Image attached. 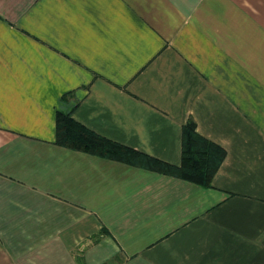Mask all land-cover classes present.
Wrapping results in <instances>:
<instances>
[{
  "label": "crops",
  "instance_id": "1",
  "mask_svg": "<svg viewBox=\"0 0 264 264\" xmlns=\"http://www.w3.org/2000/svg\"><path fill=\"white\" fill-rule=\"evenodd\" d=\"M209 186L56 143V116ZM0 264H264V0H0Z\"/></svg>",
  "mask_w": 264,
  "mask_h": 264
},
{
  "label": "trees",
  "instance_id": "2",
  "mask_svg": "<svg viewBox=\"0 0 264 264\" xmlns=\"http://www.w3.org/2000/svg\"><path fill=\"white\" fill-rule=\"evenodd\" d=\"M56 143L99 156L135 162L144 158L150 168L171 173L178 177L209 186L211 179L219 167L224 149L196 131L195 122L189 118L182 130L181 163L170 165L103 137L75 119L69 114L58 113L56 116Z\"/></svg>",
  "mask_w": 264,
  "mask_h": 264
}]
</instances>
